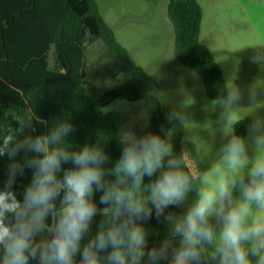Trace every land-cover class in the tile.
Masks as SVG:
<instances>
[{
    "label": "clouds",
    "instance_id": "obj_1",
    "mask_svg": "<svg viewBox=\"0 0 264 264\" xmlns=\"http://www.w3.org/2000/svg\"><path fill=\"white\" fill-rule=\"evenodd\" d=\"M260 55L253 53L254 63H259ZM239 99L238 91L233 89L221 103L230 107ZM126 104V100H117L110 107ZM165 119L183 117L171 112ZM262 127L264 121H254L249 131L254 133ZM163 130L161 126L160 131ZM74 132L71 123L62 122L46 135L23 139L7 135L0 142V157L6 156L9 161L0 187V264H76L77 255L79 264H141L145 257L147 264H203L205 244L214 245L211 259L217 264H251L250 256L256 258L255 264H264V216L249 223L253 203L264 209V159L254 164L246 179L240 177L237 181L222 176L214 189L200 192L196 203L177 219L171 212L166 214V210L183 204L190 191V178L179 170V160L172 157L159 135L128 137L111 169L117 179L108 182L103 167L108 156L100 148L86 145L79 151L66 150L65 138ZM254 139L264 144V136ZM224 151L230 167L243 165V140L232 137ZM65 164L72 167L63 168ZM162 167L166 170L151 184L148 199L136 198L132 190H139L144 178L151 179ZM26 170H31L32 178L21 193V200L14 188ZM60 172L62 178L58 177ZM203 179L207 182L208 174ZM128 181L132 190L120 187ZM237 183L242 200L233 205ZM96 193H100L98 202L104 205L103 214L109 217L108 226L100 225L94 237L82 246L100 212L94 202ZM213 213L222 223L218 234L209 222ZM49 218L55 220L49 238L38 241ZM153 218L172 224L174 236L179 237L178 246L164 240L159 247L146 251L148 240L143 223Z\"/></svg>",
    "mask_w": 264,
    "mask_h": 264
},
{
    "label": "trees",
    "instance_id": "obj_2",
    "mask_svg": "<svg viewBox=\"0 0 264 264\" xmlns=\"http://www.w3.org/2000/svg\"><path fill=\"white\" fill-rule=\"evenodd\" d=\"M155 1V0H145ZM167 17L174 30L175 61L183 68L201 78L210 101H219L227 94L223 73L211 50L200 42L203 12L200 0H170ZM102 43L111 81L108 85L90 86L86 46ZM52 57L53 65L49 59ZM156 83L137 67L129 53L116 40L111 28L103 20L96 0H0V142L13 135L16 139L26 136L46 135L62 122L71 123L75 132L65 138L68 151H79L84 146H96L107 156L103 165L106 181L114 182L111 173L126 143L122 129V116L106 108L117 100L142 103L156 134L160 131L170 135L169 144L182 157L181 144L184 127L175 120L167 121L161 111L158 97L150 90ZM249 119L234 125V135L243 139L249 133ZM9 129L14 131L9 132ZM29 155H32L31 153ZM7 157H0V187L6 179ZM71 168V164L62 165ZM161 168L149 179L144 178L139 190H132L128 181L121 188L132 190L134 196L148 199L151 184L158 178ZM189 175V174H188ZM63 173H58L62 178ZM31 170L18 177L14 191L17 199L30 183ZM100 193L94 202L100 210L94 218L88 237L82 246L94 237L100 225L107 227L109 217L103 214L104 205L99 204ZM59 201H57V213ZM177 219L183 217L177 207L166 210ZM54 214V215H56ZM55 220L46 221V230L37 240L49 238ZM148 247H159L169 240L173 245L179 241L174 236L172 224L161 219L143 223ZM79 264L80 256L75 257ZM203 264H207L202 251ZM29 264H35L29 261ZM131 264V262H130ZM147 264V258L141 261ZM160 264H168L161 261Z\"/></svg>",
    "mask_w": 264,
    "mask_h": 264
},
{
    "label": "rangeland",
    "instance_id": "obj_3",
    "mask_svg": "<svg viewBox=\"0 0 264 264\" xmlns=\"http://www.w3.org/2000/svg\"><path fill=\"white\" fill-rule=\"evenodd\" d=\"M170 0H96L105 23L113 31L118 43L126 49L132 61L156 83L150 90L158 97L164 115L175 112L185 129L179 157L169 144L170 135L160 136L171 150L172 157L180 162L179 170L190 178V191L177 208L184 215L199 199L200 192L214 189L220 178H247L258 160L264 159V144L254 137L264 136V127L250 132L244 141L243 165L233 169L227 162L224 146L234 137V125L249 119L264 121V0H200L203 17L200 42L207 46L219 65L227 86V94L237 90L240 99L230 107L219 101H210L201 78L179 65L174 57V30L167 17ZM254 52H259V63H254ZM90 86L108 85V69L102 43L86 46ZM226 94V95H227ZM110 105H113L110 104ZM106 108L122 116L124 140L155 134L156 130L142 103ZM168 158H165V161ZM208 174V181L203 177ZM242 200L239 183L233 189L232 204ZM226 209L228 207L225 202ZM264 216V209L252 204L253 219ZM210 224L219 233L222 223L213 215ZM172 244L173 247L178 246ZM250 248L251 245H245ZM207 264L214 245H202ZM255 264V257H249Z\"/></svg>",
    "mask_w": 264,
    "mask_h": 264
},
{
    "label": "crops",
    "instance_id": "obj_4",
    "mask_svg": "<svg viewBox=\"0 0 264 264\" xmlns=\"http://www.w3.org/2000/svg\"><path fill=\"white\" fill-rule=\"evenodd\" d=\"M207 47V46H206ZM49 64H50V66H52L53 65V59H52V57H50V59H49ZM205 256V255H204ZM205 260H206V258H205ZM206 263H207V260H206Z\"/></svg>",
    "mask_w": 264,
    "mask_h": 264
}]
</instances>
